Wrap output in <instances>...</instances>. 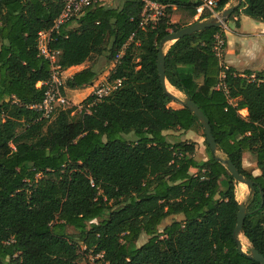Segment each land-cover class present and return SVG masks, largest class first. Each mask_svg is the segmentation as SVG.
<instances>
[{"label": "trees", "instance_id": "trees-1", "mask_svg": "<svg viewBox=\"0 0 264 264\" xmlns=\"http://www.w3.org/2000/svg\"><path fill=\"white\" fill-rule=\"evenodd\" d=\"M154 1L167 7L153 28L139 27L143 0H118L52 30L62 70L93 55L112 63L126 47L108 76L120 86L86 109L88 95L76 114L75 106L57 107L48 120L30 108L42 101L37 83L51 72L37 35L52 28L61 5L0 0V264H79L81 246L102 264H259L232 236L239 202L219 158L254 182L243 235L264 257V69L221 63L213 51L217 34L226 47L221 26L169 45L166 80L201 109L219 149L213 154L204 140L206 159H196L195 141L164 134L202 127L188 108L169 106L156 62L160 40L188 24L173 23L171 14L193 17L202 0ZM231 1L216 0V11ZM241 14L264 22V0H242L230 18ZM99 72L92 63L63 87L91 86ZM244 153L259 174L243 167Z\"/></svg>", "mask_w": 264, "mask_h": 264}, {"label": "built area", "instance_id": "built-area-1", "mask_svg": "<svg viewBox=\"0 0 264 264\" xmlns=\"http://www.w3.org/2000/svg\"><path fill=\"white\" fill-rule=\"evenodd\" d=\"M61 5V11L56 18L54 25L50 30H41L37 35V50L38 55L44 59H47L50 64V76L45 81H39L38 86H43V98L38 104L30 106V108L35 109L39 112L41 118L51 119L57 110V107H70L69 100L67 99L65 93L63 92V82H64V70L60 68L58 63V53L59 51L51 47V32L57 29L60 25L70 21L71 19L81 15L86 9L93 6L108 5L111 0H53ZM216 0H202L195 8V14L193 16L194 21L203 20L202 15L206 10L210 12V15L216 13ZM167 5L154 0H143V8L141 12V20L139 27L144 29L146 26L154 27L158 19L164 14ZM202 18V19H200ZM134 34H132L128 40V43L132 40ZM127 43V44H128ZM224 41L220 35H215V40L213 43V51L215 55L220 58L222 55ZM122 49L116 54L113 62L111 63L110 70H112L115 65L119 62L120 57L123 54ZM100 84L95 85L92 88L91 94L94 98L93 100L86 104V109H88L93 103L98 101L100 98L111 94L118 86L121 84L120 79L114 81H109L108 76ZM83 106L81 107V109ZM88 111V110H87ZM90 185L94 186L93 180L90 179ZM84 250V247H83ZM83 252V251H81ZM85 254V253H84ZM87 258L93 260L94 258H99L101 255L93 256L88 253L85 254Z\"/></svg>", "mask_w": 264, "mask_h": 264}, {"label": "rangeland", "instance_id": "rangeland-1", "mask_svg": "<svg viewBox=\"0 0 264 264\" xmlns=\"http://www.w3.org/2000/svg\"><path fill=\"white\" fill-rule=\"evenodd\" d=\"M117 3H118V0H111V1H109L108 5L109 6H115V5H117ZM234 4H235V1L233 0L230 3H228L225 6V8L233 6ZM205 13H207V15L209 14V17H205V18H203V20H207L208 18L213 17V16H219L221 11H216V13L213 14V15L212 14L210 15V12L208 10H206ZM239 17H240V15H237L234 18H230V16H229L227 21L224 24H222V26H221L222 29L225 31V34L228 32V36H229V35H231L230 34V32H231L235 36V40H238V38H236L237 37L236 35H243L244 39L251 40V37H253V36H251V33H250L249 30L244 32V33H242V34H240V31L246 30L247 27L250 28L252 24H255V25L264 24L263 22L255 21L252 18L244 15V18H243L242 23H241V28H239L238 24L236 23V22L239 21ZM170 20L173 23H178L180 25H184L186 23H188L187 25H189V24L194 22V18L193 17H189L185 12L178 11V10H175L173 12V14H171ZM263 38H264V35H262V39ZM230 39H232V36H230ZM170 44L171 43H166L163 46V51L164 52H166V50L168 49ZM231 46H232L231 47V51H228L230 53L228 56H225V54L227 52L226 48H225V50L222 51V55L220 57L221 63L225 64L224 63L225 59L227 61H231V60L235 61L237 59V56L234 53H235V49H237V47H238V44L237 43H233V45H231ZM255 47L257 48V46H255ZM261 47H262V52H264V45H261ZM247 48H251V47L247 46ZM254 58H256V57H254ZM105 59L106 58L103 55L102 56L93 55L92 58L89 61H85V62H83L80 65L79 68H84V67H87V66H89L90 64L93 63L94 67L100 69V72H99L97 78L94 80V82L92 83L91 86H87V87H83V88H79V89H74V90L66 88V91H67L66 92V96H67V99L69 100L70 106H75L76 107V109L73 111V113L76 114L81 109V107L83 106V100L89 94H91L92 88L95 85L100 84V82H103L104 79L107 78L106 72L108 73L110 71L109 67H110L111 63H107L106 64L105 63ZM260 60H261L262 64L259 65L258 67H261V68L260 69H252V66H250V68H251L250 70L256 71V70L264 69V55L263 54L261 55ZM238 69H240V68H238ZM75 70H79V69L69 68L64 73V77L67 78L68 76L72 75L75 72ZM167 84L169 85V83H167ZM175 94L180 99L184 98V95L181 92H179L178 90H176ZM169 106H171L173 108H178L181 105H180V103L178 101L172 100L169 103ZM239 113L241 114V116H245L246 115L245 111H243V112L240 111ZM202 133H203L202 128H199L198 126H195L194 129L188 130V131L169 130V131H165L164 132V134H166L167 138L170 141H177V140L181 139V140H186V141L193 140V141L197 142L199 140L200 144L198 145V148H196L195 156H197V158L206 159L207 153H206V150H205L204 137L202 136ZM127 137H128V139H130V141L134 140L133 135H128ZM242 162H244L243 167L247 171L251 172L254 175V170H255L256 167H255V164H253L254 162L250 163V164L248 163V162H250V156L247 153L243 154ZM241 186H243V188H244V194H242L240 192V187ZM234 192H235V197H236L237 201L239 203H243V204L246 205L248 200H249V198H250V196H251L250 189L243 183L235 182ZM172 218H173V216L167 217L163 221V223H162V225L160 227H162V226H164L166 224H169L171 222ZM66 232L69 233V234H72L74 236V240L76 242H79L78 234H77V231L75 229H73L72 227H66ZM145 240H146V237L142 235L140 237V239L138 240L137 244L140 245ZM79 244L81 246L80 242H79ZM249 247H250V243L248 242V246H247L246 249H244V251H248ZM81 251H83V247L82 246H81V248L79 250V252H80V256H79V259H78L79 264H102L101 262L95 261V258L93 260H90Z\"/></svg>", "mask_w": 264, "mask_h": 264}, {"label": "water", "instance_id": "water-1", "mask_svg": "<svg viewBox=\"0 0 264 264\" xmlns=\"http://www.w3.org/2000/svg\"><path fill=\"white\" fill-rule=\"evenodd\" d=\"M234 1L235 4L227 8L224 7V9L221 11L219 16H213L208 18L207 20L195 21L176 31L169 32L160 40L158 45L156 66H157L158 79L164 93L172 100L178 101L182 107L188 108L195 115V117L198 119L202 127L204 140L207 142L213 154L218 153L219 149L213 138L211 127L207 117L203 114L201 109L191 99L185 97L183 99H180L178 98V96L170 92L166 87L167 80L165 77V52L163 51V46L166 43L172 44L179 38L190 35L193 32H198L208 27L222 26V24H224L227 21L228 17L231 15L234 9L242 2V0H234ZM219 160L220 162L226 165L229 174L232 176L235 182L245 184L250 189V191L254 190V182L250 178L241 174L231 160L224 158H219ZM261 197H262V192H261ZM245 216H246V206L243 203H239L238 210L236 213V223L232 231V236L236 241L238 250L242 252L245 251L242 249V244L239 237L240 235H243V223ZM247 255L253 258L255 261H257L259 264H264V257L256 250V248H254L251 245L249 247V253Z\"/></svg>", "mask_w": 264, "mask_h": 264}, {"label": "crops", "instance_id": "crops-1", "mask_svg": "<svg viewBox=\"0 0 264 264\" xmlns=\"http://www.w3.org/2000/svg\"><path fill=\"white\" fill-rule=\"evenodd\" d=\"M243 18H244V15L241 14L240 17H239V25H238L239 28H241V23H242ZM253 20H255V19H253ZM255 21H258V20H255ZM259 22H261V21H259ZM248 30L250 31L251 36H253V37H251V40L244 39L243 35H236L237 36L236 38H238V40H235V36L231 32H230L231 35H229V36H228V32L225 34L226 35V47H225L226 51L227 52L231 51V47H232L231 45H233V43H237L238 47H237V49H235V53H234V54H236L237 59L235 61H233V60L227 61L225 59L224 63L227 66H232V67L236 68L239 71H243V70H246L248 68H249L248 70H250L251 69L250 66H252V69H260L261 67H258L259 65L262 64V62L260 60V57H261L262 54L264 55V52H262V47H261V45H264V38L262 39V35H264V24H261V25L252 24L250 28L247 27L246 30L240 31V34L246 32ZM230 36H232V39H230ZM247 46L251 47V48H247ZM255 46H257V48ZM227 52H226L225 56H228L230 54L229 52L228 53ZM254 57H256V58H254ZM80 65H75V66H72L70 68L79 69V70H75V72H77V71H80L81 69H83V68H79ZM238 68H240V69H238ZM68 69L64 70V73ZM256 71H259V70H256ZM109 72L108 73L106 72V75L109 74ZM37 86H38V83H37ZM66 92L67 91H66V88H65L64 89L65 95H66ZM240 111L241 112L245 111V114L247 115V110L246 109H242ZM245 116H243V117H245ZM199 144H200V141L198 140L196 142V146H197L196 148H198ZM195 157H196V159L201 160V158H197V156H195ZM248 163L250 164V163H253V162L250 161ZM242 164H244V162H242ZM259 173H260V171L257 168H255L254 175H257ZM240 192L242 194H244V189L240 188Z\"/></svg>", "mask_w": 264, "mask_h": 264}, {"label": "bare ground", "instance_id": "bare-ground-1", "mask_svg": "<svg viewBox=\"0 0 264 264\" xmlns=\"http://www.w3.org/2000/svg\"><path fill=\"white\" fill-rule=\"evenodd\" d=\"M167 83H168V82H166V87H167V89H168L170 92H172L173 94H175V93H176V89L173 88L170 84L168 85ZM175 95H176V94H175ZM240 188H241V189H244L243 186H241ZM239 238H240V241H241V244H242V249H243V250L246 249L247 246H248V241H247V239H246L243 235H240Z\"/></svg>", "mask_w": 264, "mask_h": 264}]
</instances>
